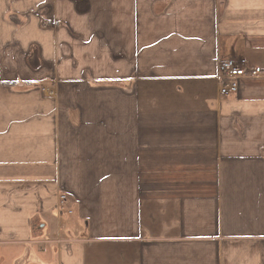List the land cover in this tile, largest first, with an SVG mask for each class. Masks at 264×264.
Returning <instances> with one entry per match:
<instances>
[{
    "label": "crops",
    "instance_id": "1",
    "mask_svg": "<svg viewBox=\"0 0 264 264\" xmlns=\"http://www.w3.org/2000/svg\"><path fill=\"white\" fill-rule=\"evenodd\" d=\"M0 264H264V0H0Z\"/></svg>",
    "mask_w": 264,
    "mask_h": 264
},
{
    "label": "built area",
    "instance_id": "2",
    "mask_svg": "<svg viewBox=\"0 0 264 264\" xmlns=\"http://www.w3.org/2000/svg\"><path fill=\"white\" fill-rule=\"evenodd\" d=\"M219 93L224 96H230L237 93L239 88V79L243 76H257L262 73L259 66L248 67L243 59H222L218 62ZM55 94L54 90L48 88L42 89L43 97ZM66 195H60V201L64 202Z\"/></svg>",
    "mask_w": 264,
    "mask_h": 264
}]
</instances>
